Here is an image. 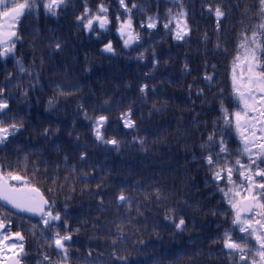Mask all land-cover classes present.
<instances>
[{
	"label": "trees",
	"instance_id": "trees-1",
	"mask_svg": "<svg viewBox=\"0 0 264 264\" xmlns=\"http://www.w3.org/2000/svg\"><path fill=\"white\" fill-rule=\"evenodd\" d=\"M37 2L39 9L17 25L15 55L0 60L9 118L24 125L0 145V168L30 180L55 201L61 220L67 217L72 241L66 242V264H234L223 234L230 231L233 239L247 234L234 229V210L219 191L232 185L212 180L200 145L213 131L217 139L223 133L230 166L237 158L247 163L234 124L224 125L221 103L230 113L242 107L232 87V66L243 55L241 33L250 35L259 22L258 0H126L129 8L137 5L130 13L119 0H103L110 23L103 30L94 25L95 32L76 17L85 6L95 13L101 0H67L56 16ZM217 6L224 12L219 27ZM117 16L121 22L131 16L139 36L129 47ZM150 16L158 17L156 27L142 28ZM177 23L187 25L184 39H175ZM109 41L114 52L107 57L101 49ZM17 60L26 72L19 71ZM129 109L132 128L122 119ZM85 113L108 116L101 131L105 139L118 140V147L96 139ZM233 179L243 182L238 173ZM157 189L164 199L157 200ZM121 190L130 203L117 200ZM168 209H175L176 222L185 219L183 231L165 219ZM21 221L16 216L17 226ZM44 230L25 233L24 251L17 256L21 264H48L45 254L61 260L63 253L49 244L64 227Z\"/></svg>",
	"mask_w": 264,
	"mask_h": 264
},
{
	"label": "snow or ice",
	"instance_id": "snow-or-ice-1",
	"mask_svg": "<svg viewBox=\"0 0 264 264\" xmlns=\"http://www.w3.org/2000/svg\"><path fill=\"white\" fill-rule=\"evenodd\" d=\"M66 2L67 0H42V7L46 14L56 16L58 10ZM258 2L260 5L259 22L252 26L250 35L247 31L241 33L238 49L242 50L243 55L237 54L232 66V87L242 107L240 110L230 113L221 103L224 125L234 124L243 141L242 152L247 154V163H243L241 159L237 158L235 166H230L227 159L229 150L226 147L223 133L217 139V133L213 131L200 145L202 149H205L202 158L208 166L212 180H223L232 185L227 189L219 188V191L224 194L225 198H228V203L234 210L235 215L232 219L234 229L238 228L240 233L247 234V237L241 236L238 239H233L230 231H225L223 234V247L228 250L227 255L233 259L234 264H264V0H258ZM119 4L129 13L132 9L137 8L135 3L129 8L126 0H119ZM40 6L37 0H0V60L15 55L16 41L20 39L17 25L21 17L32 14ZM208 10L213 11L211 5L208 6ZM214 12L218 20L217 27H219V19L224 16V12L219 6L214 9ZM179 15L183 16L184 13L181 12ZM76 19L86 30L93 32L96 31L94 25H98L99 29L103 30L110 23L108 8L104 5L103 0L97 6L95 13L85 6L84 11ZM116 20L119 23L118 31L121 36H127L123 41L125 47H129L139 40V36L132 30L131 16L122 22L117 16ZM157 21L158 17L150 16L147 18V24L141 23L140 26L155 28ZM163 27L167 29L169 23H165ZM176 27L179 30L175 34V39H184V36L187 35V25L180 28V24L177 23ZM54 47L59 50L62 46L60 42H55ZM217 47L220 45L217 44ZM102 50L109 53L114 52L111 41L105 44ZM140 59H143V54ZM16 64L21 73L27 71L20 60H17ZM237 69H239V73H237ZM185 70H187V64ZM204 79L210 83L213 76L206 74ZM147 88V84L143 85L140 88L141 93H146ZM4 92L5 88L0 87V145L9 142V138L15 137L24 126L22 120L17 117L9 118L11 110L8 99L4 97ZM202 94L203 89L198 95ZM51 103L49 101L50 105ZM107 103L108 101H105V104ZM250 113L255 115H250ZM85 117L93 121V131L97 140L118 147L120 143L118 140L115 138L105 139L101 131L108 121V116L98 115L93 118L85 113ZM122 119L125 127H134L135 122L131 119V109L122 113ZM218 120L219 118L213 123H217ZM48 131L45 129L44 134L47 135ZM258 132L260 135H257ZM214 148H218V151H215ZM85 156L86 153H82L81 159H84ZM234 173H238V177L243 178L242 183H237L233 179ZM9 181H17L20 184L18 186L9 183ZM155 195L157 200L164 199L159 189L156 190ZM117 200L130 203L131 198L125 194L124 190H121ZM0 201L11 205L18 211L38 214L47 229H59L62 225L64 233L61 234V231L56 230L51 236L49 244L50 247L63 253L61 260L53 262L47 254L43 256V260L48 261V264H66L69 246L66 242L72 241V233L67 224V217L65 216L62 221L60 212L55 210V201L46 199L40 188L33 185L30 180L14 172L5 171L3 168H0ZM168 212L170 214L166 215L165 219L171 220L175 223L177 230L183 231L186 226L185 219L180 216L176 222L177 217L171 215L175 209H168ZM245 213L250 215L245 216ZM11 227L12 221L7 216H0V255H4L5 252L24 251V244L17 243V241H24V235L21 231H11ZM117 230H120V225H117ZM77 231L79 230L77 229ZM252 240L254 243H250ZM115 243L114 240L113 244ZM117 258L126 259L124 257ZM14 264H21V262L16 259ZM37 264H42V262L38 261Z\"/></svg>",
	"mask_w": 264,
	"mask_h": 264
},
{
	"label": "flooded vegetation",
	"instance_id": "flooded-vegetation-1",
	"mask_svg": "<svg viewBox=\"0 0 264 264\" xmlns=\"http://www.w3.org/2000/svg\"><path fill=\"white\" fill-rule=\"evenodd\" d=\"M260 135V133H259ZM13 184V183H12ZM5 211L1 210L0 209V216H7L8 219H10L12 221V227H11V231H21V233L23 235H25V233H27V235H29L30 232H35L34 228H36L37 224H40L41 222H35V220H31L29 218H25V217H22L20 215H17L13 212L9 213L8 215H6L4 213ZM15 216H18V217H22L24 222L20 223L19 226H17V223L15 222L16 221V217ZM35 225V227H33ZM39 228H41V234L43 235V232L45 231L44 230V225L40 226ZM37 232V231H36ZM21 241H17V243H20ZM25 242H26V239H25ZM20 252L18 251H15V252H9V264H14V261L17 259V254H19Z\"/></svg>",
	"mask_w": 264,
	"mask_h": 264
},
{
	"label": "water",
	"instance_id": "water-1",
	"mask_svg": "<svg viewBox=\"0 0 264 264\" xmlns=\"http://www.w3.org/2000/svg\"><path fill=\"white\" fill-rule=\"evenodd\" d=\"M104 48V47H103ZM102 48V49H103ZM101 49V52H102V54L104 55V56H110V55H112V53H109V52H105V51H103ZM9 183H10V181H9ZM14 183L16 184V185H19L20 184V182H17V181H14ZM46 198V197H45ZM0 204H2L3 206H5L6 208H9V209H11V210H13V211H15L16 213H18V214H21V215H26V216H29V217H31V218H35V219H40V216L38 215V214H33V213H28V212H21V211H18L17 209H15V208H12V206L11 205H8V204H6V203H4L3 201H0ZM245 216H248V215H250L249 213H245L244 214Z\"/></svg>",
	"mask_w": 264,
	"mask_h": 264
},
{
	"label": "rangeland",
	"instance_id": "rangeland-1",
	"mask_svg": "<svg viewBox=\"0 0 264 264\" xmlns=\"http://www.w3.org/2000/svg\"><path fill=\"white\" fill-rule=\"evenodd\" d=\"M9 254V252H5L4 255H0V259H5L7 257V255Z\"/></svg>",
	"mask_w": 264,
	"mask_h": 264
}]
</instances>
